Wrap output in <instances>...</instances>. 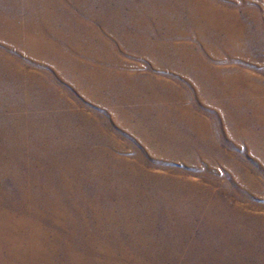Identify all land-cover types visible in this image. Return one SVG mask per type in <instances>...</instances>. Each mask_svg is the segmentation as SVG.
<instances>
[{"label": "rangeland", "instance_id": "obj_1", "mask_svg": "<svg viewBox=\"0 0 264 264\" xmlns=\"http://www.w3.org/2000/svg\"><path fill=\"white\" fill-rule=\"evenodd\" d=\"M0 264H264V0H0Z\"/></svg>", "mask_w": 264, "mask_h": 264}]
</instances>
